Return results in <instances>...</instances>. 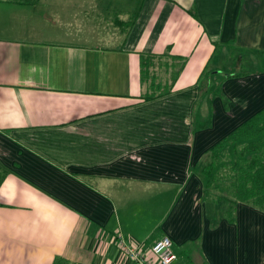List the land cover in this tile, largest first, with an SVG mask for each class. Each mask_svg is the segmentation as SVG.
<instances>
[{
	"label": "crops",
	"instance_id": "obj_1",
	"mask_svg": "<svg viewBox=\"0 0 264 264\" xmlns=\"http://www.w3.org/2000/svg\"><path fill=\"white\" fill-rule=\"evenodd\" d=\"M216 44L264 54V0H0V264H135L119 241L163 236L172 264H264V212L200 201L206 153L264 110L259 73L211 114ZM141 55L185 60L169 94L140 98Z\"/></svg>",
	"mask_w": 264,
	"mask_h": 264
},
{
	"label": "trees",
	"instance_id": "obj_2",
	"mask_svg": "<svg viewBox=\"0 0 264 264\" xmlns=\"http://www.w3.org/2000/svg\"><path fill=\"white\" fill-rule=\"evenodd\" d=\"M14 4H32L35 0H6ZM161 57L140 56V81L144 88L143 101H150L169 94L173 83L184 65L183 58H173L175 63H158ZM246 62H251L246 57ZM252 63V62H251ZM158 69V70H157ZM164 75H162V70ZM170 69V70H169ZM205 70L200 77L202 96L221 97V87L227 79L242 78L258 71L245 74ZM224 101V100H223ZM8 171L0 164V185ZM198 175L203 190L201 203L221 208L222 218L235 222L239 203L264 212V110L246 121L242 126L212 147L200 162ZM223 207V208H222ZM54 264H69L58 259Z\"/></svg>",
	"mask_w": 264,
	"mask_h": 264
},
{
	"label": "rangeland",
	"instance_id": "obj_3",
	"mask_svg": "<svg viewBox=\"0 0 264 264\" xmlns=\"http://www.w3.org/2000/svg\"><path fill=\"white\" fill-rule=\"evenodd\" d=\"M215 48L216 52L210 62L207 64L205 70L206 76L211 77L213 74L208 75L209 71L215 70L227 73L245 74L252 69V71H258L259 73L264 74V54L239 51L233 47L222 48L221 45L217 44L215 45ZM246 57H249L248 60H250L252 63H247ZM208 97L209 96H204V99H207ZM223 100L224 106H227L228 101L225 98ZM209 105L212 114L213 101L210 100Z\"/></svg>",
	"mask_w": 264,
	"mask_h": 264
},
{
	"label": "built area",
	"instance_id": "obj_4",
	"mask_svg": "<svg viewBox=\"0 0 264 264\" xmlns=\"http://www.w3.org/2000/svg\"><path fill=\"white\" fill-rule=\"evenodd\" d=\"M119 246L135 264H172L176 259L172 250V242L167 236L155 241L147 256L141 254L137 246H127L123 241H119Z\"/></svg>",
	"mask_w": 264,
	"mask_h": 264
}]
</instances>
